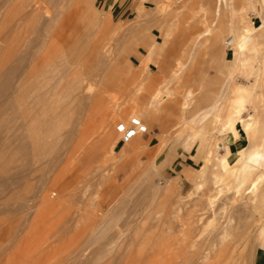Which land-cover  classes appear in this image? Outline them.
<instances>
[{
  "label": "rangeland",
  "instance_id": "rangeland-1",
  "mask_svg": "<svg viewBox=\"0 0 264 264\" xmlns=\"http://www.w3.org/2000/svg\"><path fill=\"white\" fill-rule=\"evenodd\" d=\"M252 1L255 11L247 16L262 27L253 61L259 105L249 111L260 123L248 134L240 125L242 137L235 139L211 122L222 118L212 105L220 104L227 82L254 81L239 71V24L229 6L219 8L217 0H0V91L10 82L0 103L11 96L0 115V142L6 123L14 130L12 144L0 148V168L8 172L0 182V264H197L222 239L225 250L215 264H264V9L262 0ZM34 57L38 79L45 77L38 101L29 82ZM82 73V91L73 90ZM212 83L214 96L202 107ZM155 95L162 99L151 105ZM34 110L41 137L36 169L24 167ZM133 119L147 130L124 141L118 124L138 130ZM198 127L201 133L185 147ZM214 139L232 152V163L221 191L201 209L216 168L209 167L205 180L197 172ZM232 139L238 147L230 148ZM55 174L62 200L48 206L40 194ZM253 182L261 190L255 207L246 203ZM190 209L197 210L184 239L181 220ZM190 238L199 240L191 246Z\"/></svg>",
  "mask_w": 264,
  "mask_h": 264
},
{
  "label": "bare ground",
  "instance_id": "bare-ground-1",
  "mask_svg": "<svg viewBox=\"0 0 264 264\" xmlns=\"http://www.w3.org/2000/svg\"><path fill=\"white\" fill-rule=\"evenodd\" d=\"M217 3L219 4V8L221 6H225V7L229 6L230 10H231L230 13L232 14V18L234 20H236V22L239 24V31L236 34L235 47L234 48H235V54H236V62L239 64L240 73L248 75L249 77L253 76L255 74L257 76L259 66L255 67L253 65V61L255 59H259L258 55L260 52V45H259L257 37H258V30L262 27V24L256 25L247 16L248 11H250V10L255 11V6H254L253 1L252 0H241L240 3H237V0H236V7H235V4H233V0H217ZM262 8L264 9V0H262ZM228 10H229V8H228ZM262 15L264 17V14H262ZM71 16L73 17L74 15H71ZM231 31H234V29L232 27H231ZM229 39H231V38H229ZM226 41H225V46H226ZM261 57H263V56H261ZM61 60L65 61L66 58L65 57L63 58L61 56ZM37 63H38L37 59H36V61L33 62V64H31V62H30V64H31L30 75L31 76L29 77V78H31L29 82H30L31 87L33 89V93L31 95V97L33 99H35L36 101L41 100V98H42L41 94L37 91V89L39 87L41 88V86H39L40 82L41 81L44 82L43 80H45V77H43L42 80H39L38 74H37L38 72L35 73ZM54 68H56V65L54 66ZM183 68H184V66H183ZM183 68H182V70H183ZM18 70H19V68H18V66H16V67L12 68V70L10 71V74L15 75L18 72ZM180 72H182V71H180ZM177 75H178V73L175 74V77ZM86 78H87V76H85V74H83L82 76L81 75L78 76L75 79V82L73 83V85H74L73 90H81L82 91V89H83L82 86L84 85V84L82 85V83ZM9 86H10V82L4 83L3 88L0 91V99H3V96H4L5 92L8 90ZM221 91L222 92H221V94L217 100V101H219V99L221 98L220 104H213L212 105L213 109H217L216 116L222 117L221 120L219 121V125H218L219 126L218 131H219L220 135H226V133H231L230 136L231 137L234 136V138L236 139L237 137H242V134H243L242 131L240 130V125H242L243 132L246 134H248L255 127L259 126L260 121L253 118L254 112L249 111L250 105H251V107H252V105H254V107L259 105L258 99H257V78L256 77H254V81H252L250 84L238 83V82L233 81V79H232V82H227L223 86ZM90 93L91 92L89 91V94ZM160 99H162L161 96L155 95L151 98L149 103L151 105L157 104L160 101ZM10 102H11V96L9 95L6 99V101L0 103V115L5 114L7 112L6 110L8 109V107H11ZM189 103H190L189 96H186L185 99L181 103L180 109L182 111L185 110L187 108V106L189 105ZM37 104H38V102H37ZM32 112H33V116L30 119L29 126L28 127L26 126L27 128L25 129V131L28 132V134H27L28 141L27 142H30V145H29L30 149L28 148L29 146L27 145V150L28 149L29 150L27 151L28 157H27V162L24 164V167L27 166L28 168L30 167L32 169H36V167L39 163V160H41L39 154H37V151H36L37 146L41 140L40 139L41 137L38 136L39 134H37V132L40 129L38 126L39 121L36 120L38 118L37 110L36 111L34 110ZM246 112H248L250 115L249 116L250 119L247 121L244 118ZM206 118L207 117L203 118V120ZM244 121H246V122L243 123ZM25 123H27V121H25ZM137 129L138 130H136V134L134 135V137L136 135H138L137 133L140 131V125L137 126ZM201 130H202L201 127H198L196 130L192 129L191 130V133H192L191 136L187 137L186 141L184 140V146L185 147L192 146L193 138H195L199 133H201ZM13 134H14V130L11 128V123H9V124L6 123L5 137L0 142V148L6 147V146H9L12 144L10 141V136ZM134 137H132V139ZM216 140L214 139L212 142L207 144L208 156L206 157V161L203 162L205 164L204 165L202 164L203 166L201 168H199L198 172H197V175L201 178H204V180H205V178L207 177L208 172H209V167L212 165V166H214V168H216V170H213V171L211 170L212 180L210 179L215 184V186L213 185L214 189L212 190L211 188H209V191L206 192L205 195H206L207 199L205 201V205L202 206L201 209H204L206 207V204L208 203V201L211 202L212 197L221 191L220 186H221V182H222V175L229 171V169L231 167V163H232L229 159V155L232 152H228L225 149L224 143H222L221 141H216ZM25 144H26L25 141H23V142L21 141V146H23ZM260 145L263 146L262 148H264V141H261ZM133 146H134V144H133ZM258 147H260V146H258ZM222 151H224V152H222ZM241 155H242V152L239 149L238 150V156H237L236 160L239 159L241 157ZM248 157H249V155H248ZM248 157H247V159H248ZM250 158L253 160H256L257 156L253 154ZM246 164H248V163H246ZM252 165H253V163H252ZM4 167L0 168V182L1 183L3 182V177H2L3 173L4 174L8 173L7 169ZM237 171H240V170L237 169ZM5 175H7V174H5ZM240 175L241 174H239V176ZM58 177H59L58 174H55V176L52 178L51 183L48 184L46 187H44L43 190H41L42 193L40 194V198L48 206H55L56 204L60 203L62 200V196L56 194V192L59 191V188L56 185L54 186V183L57 181ZM199 177H197V178H199ZM8 178L12 179L11 180L12 183L18 181V179H17L18 176L16 173H14L12 175L9 174ZM15 178H16V180H15ZM179 179H180V177H177L173 181L177 182ZM236 182H237V180H236ZM197 183H198V181H197ZM171 184H172V182H171ZM171 184L168 183L166 185V188L164 187L166 189V191H165L166 193H169L172 190ZM2 185H4V184H2ZM199 186L200 185H198L197 187H199ZM257 188H258L257 182H253L250 185H248L247 193H249V197H248V200L246 201L247 204H250V205L253 204V206L256 205V203L254 201H255L256 196H257V193H256ZM258 189L260 190V188H258ZM236 197L239 198L238 196H236ZM230 199H232V198H230ZM243 200H245V199H243ZM234 202H236V201H234ZM257 202H259V201H257ZM248 208H250V207H248ZM193 210L195 211L197 209H190V214L188 213L189 215H187V217L185 216V218L183 220H181V226H182V228H184L186 230L183 233L184 239H187V235H188L187 230H189L190 227L194 224V216L191 215V211H193ZM241 211H243V210H241ZM219 227H216V232L218 234L222 231L219 229ZM222 228H223V226H222ZM223 233H225V232H223ZM220 234H222V233H220ZM198 240H199L198 238H195V239L190 238V240H188V241L190 242L191 246H194ZM212 244H213V248L208 250L205 254H202L199 257L200 260L198 261L197 264H215L216 260L223 255L224 250H225L224 247L222 246L223 239L218 241V242L215 241V243H212ZM216 246H217V248H215ZM76 256H77V254H73V255H71L70 258H72L73 261H76L77 260Z\"/></svg>",
  "mask_w": 264,
  "mask_h": 264
},
{
  "label": "crops",
  "instance_id": "crops-1",
  "mask_svg": "<svg viewBox=\"0 0 264 264\" xmlns=\"http://www.w3.org/2000/svg\"><path fill=\"white\" fill-rule=\"evenodd\" d=\"M220 38V32H219V35H218V39ZM229 38V37H228ZM228 38H226L225 39V41L228 39ZM226 60H227V57H226ZM226 62V61H225ZM219 63L221 64V66H220V70L224 73V61H222V59H220L219 60ZM227 72V71H226ZM215 83H212L211 85H209V87H208V89H207V91H206V95H205V97H204V99L202 100V107H205V105H206V103H207V100H209L210 98H212L213 96H214V92H215ZM195 101V97L193 98V101H192V104H193V102ZM201 107V108H202ZM200 111H198V112H196L194 115H197V113H199ZM193 115V116H194ZM211 122H213L214 124H215V127H216V132L218 133V125H219V122L218 121H215V119H213L212 118V121ZM203 134H204V138H206L207 137V134H209L208 133V130H207V128H206V130L203 132ZM138 143V144H137ZM233 144H236V147H238L237 145H238V143H237V141L236 140H234V139H232L231 140V142H230V148L232 147V145ZM137 145V146H136ZM139 145V140L137 141H135V143H134V147L136 148V149H139L138 146ZM144 145H146V144H144ZM228 146V145H227ZM229 148V147H228ZM143 154L145 155V157H148L147 156V154H148V151L146 150L145 151V148H144V152H143Z\"/></svg>",
  "mask_w": 264,
  "mask_h": 264
},
{
  "label": "built area",
  "instance_id": "built-area-1",
  "mask_svg": "<svg viewBox=\"0 0 264 264\" xmlns=\"http://www.w3.org/2000/svg\"><path fill=\"white\" fill-rule=\"evenodd\" d=\"M232 40L228 39L226 41V47H229L231 45ZM133 122L138 125L139 124V120L138 119H133ZM118 129L119 131L122 132V139L124 141H128L129 139H131L135 134H136V130L134 127H126L123 123H119L118 124ZM147 130V126L146 125H140V131L145 132Z\"/></svg>",
  "mask_w": 264,
  "mask_h": 264
}]
</instances>
